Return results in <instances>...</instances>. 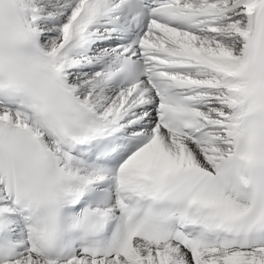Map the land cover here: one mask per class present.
I'll return each mask as SVG.
<instances>
[{"label":"snow or ice","instance_id":"snow-or-ice-1","mask_svg":"<svg viewBox=\"0 0 264 264\" xmlns=\"http://www.w3.org/2000/svg\"><path fill=\"white\" fill-rule=\"evenodd\" d=\"M0 264H264V0H0Z\"/></svg>","mask_w":264,"mask_h":264}]
</instances>
